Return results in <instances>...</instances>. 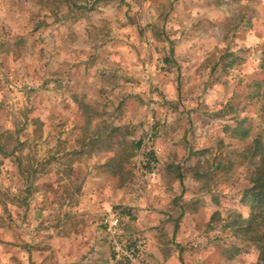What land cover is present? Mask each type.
Instances as JSON below:
<instances>
[{
  "label": "rangeland",
  "instance_id": "374dc122",
  "mask_svg": "<svg viewBox=\"0 0 264 264\" xmlns=\"http://www.w3.org/2000/svg\"><path fill=\"white\" fill-rule=\"evenodd\" d=\"M258 139L264 0H0V264H106L140 201L147 264H257Z\"/></svg>",
  "mask_w": 264,
  "mask_h": 264
},
{
  "label": "trees",
  "instance_id": "16d2710c",
  "mask_svg": "<svg viewBox=\"0 0 264 264\" xmlns=\"http://www.w3.org/2000/svg\"><path fill=\"white\" fill-rule=\"evenodd\" d=\"M262 142L258 139L255 143L254 151L259 156V164L244 198V202L251 207L252 213L249 219L242 221L243 231L255 235L254 239L259 250L257 264H264V143ZM136 147L140 148L141 143L139 142Z\"/></svg>",
  "mask_w": 264,
  "mask_h": 264
},
{
  "label": "crops",
  "instance_id": "0c3cea01",
  "mask_svg": "<svg viewBox=\"0 0 264 264\" xmlns=\"http://www.w3.org/2000/svg\"><path fill=\"white\" fill-rule=\"evenodd\" d=\"M130 205H132V207H133L132 208L131 206H129V207H131V210H130L131 212L129 214L131 216V219H130L131 222L130 223H133L134 226H133V229L131 228L130 231L128 232V237H130V238L133 237V239L136 240L137 243H141L142 246H141L140 255L142 256V258H144V263L147 264L148 262L146 260L147 257H146V253H145L146 249H147V244L149 245V243L150 244L153 243L154 238L159 233V230H158V226H153L154 224H149V225L146 224L145 225L144 224L145 219L150 218V217H164V218H160V219H165V220H161L162 227L167 228V231H168V227L171 226V223L166 221V220L169 219L170 216L162 215L161 214L162 208L160 206H153V208H152V206L149 207V206L144 205L141 201L134 203V204H130ZM145 206L148 207V209ZM111 209H117V208L107 209L105 215ZM175 213L176 212L173 211V214H175ZM128 216H127V218H128ZM122 233L124 234L123 224H122ZM106 239L110 245L109 238L107 237ZM68 243L69 242H67V245H68ZM96 248H98V246ZM110 248H111V246H110ZM64 256H65L64 257L65 259L62 260L61 264H75V263H77V262H75L74 259H72L73 255H72L70 250L66 254H64ZM116 262L117 261H115L114 258H111V261L107 262L106 264H118ZM77 264H79V263H77Z\"/></svg>",
  "mask_w": 264,
  "mask_h": 264
},
{
  "label": "built area",
  "instance_id": "2783aa9c",
  "mask_svg": "<svg viewBox=\"0 0 264 264\" xmlns=\"http://www.w3.org/2000/svg\"><path fill=\"white\" fill-rule=\"evenodd\" d=\"M127 215L121 209H111L101 221L111 242L115 261H128L131 264H145L141 259V243L127 245L119 240L121 227ZM100 224V225H101Z\"/></svg>",
  "mask_w": 264,
  "mask_h": 264
}]
</instances>
